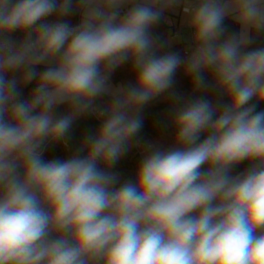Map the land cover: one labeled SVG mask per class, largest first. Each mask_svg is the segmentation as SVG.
Masks as SVG:
<instances>
[{
  "label": "clouds",
  "instance_id": "1",
  "mask_svg": "<svg viewBox=\"0 0 264 264\" xmlns=\"http://www.w3.org/2000/svg\"><path fill=\"white\" fill-rule=\"evenodd\" d=\"M177 2L0 0V264H264V48L246 50L264 30V0H188L194 50L185 61L157 56L150 33ZM76 9L78 25L59 19ZM229 15L241 31L221 40ZM49 16L57 19L41 23ZM14 32L28 33L19 46L7 38ZM128 60L135 84L113 92L108 74ZM182 63L197 90L209 70L229 102L218 115L203 98L180 108L174 146L148 145L134 182L115 188L118 176L100 165L125 154L141 107L172 88ZM40 64L52 66L37 72ZM33 81L29 100L19 99ZM102 93L113 101L96 133L68 159L45 161L46 145ZM59 105L69 114L54 118Z\"/></svg>",
  "mask_w": 264,
  "mask_h": 264
},
{
  "label": "trees",
  "instance_id": "2",
  "mask_svg": "<svg viewBox=\"0 0 264 264\" xmlns=\"http://www.w3.org/2000/svg\"><path fill=\"white\" fill-rule=\"evenodd\" d=\"M73 7L76 8L78 0H72ZM129 9V8H128ZM128 9L122 11L120 14L124 15ZM82 18V11L76 9L71 14L60 17L63 22L68 23L70 26H76L80 23ZM57 19L55 16L46 17L41 23H50ZM224 26L227 29L221 40L226 38L232 33L239 34L240 25L231 17H226L224 20ZM171 27L168 26L164 20V14L161 19L151 26L150 33L155 41V52L157 56H162L168 52L164 51L165 43L168 39ZM29 31H34L31 29ZM27 32H14L8 35L15 46H19L27 38ZM256 48H264V30L254 31L252 33V43L246 50H253ZM193 48L186 43H179L174 45L169 52L178 53L182 61L187 60L191 55ZM47 67L36 65L35 70L37 72H43ZM19 73H9L8 78L16 76L19 78ZM108 81L115 85H120L122 89H127L129 85L135 84L136 70L133 67L131 60L125 61L120 66L111 70L108 74ZM205 82L208 85L207 88H194V80L192 77L185 75L184 65L181 64L177 68L173 80L172 88L166 90L164 93L155 97L147 104L141 107L140 115L143 118V126L139 133L133 136L128 142L127 151L118 161L112 164L110 167L105 168L104 165H100L105 171L116 174L118 181L114 185L115 188L120 187L127 181L135 180L137 169L143 160V158L151 151L148 145H152L153 149L160 151H168L174 146L175 129L172 127V121L175 113L187 103L203 98L211 101L213 107L216 109L218 115L222 111L221 105L229 102L228 97L222 96L218 91L214 90L212 85L214 83L212 75L209 70L204 73ZM34 83L22 85L19 88L21 93L19 99L29 100L33 90ZM113 96L106 93H102L93 100V108L95 111L89 110L79 116H77L69 132L66 134L62 141L49 143L44 148L43 159L45 161H51L54 159L65 160L77 153L85 137L93 135L99 129L103 122V117H100L99 112L107 109L112 103ZM250 103H254L250 102ZM256 111H264V103L256 105ZM69 114V108L67 105H59L53 110L54 118ZM215 118V117H214ZM207 133H201L200 140L206 138ZM86 153L81 152L80 156L83 157ZM250 167L249 162H241L232 168L230 175L236 176ZM204 169H202L203 171Z\"/></svg>",
  "mask_w": 264,
  "mask_h": 264
},
{
  "label": "rangeland",
  "instance_id": "3",
  "mask_svg": "<svg viewBox=\"0 0 264 264\" xmlns=\"http://www.w3.org/2000/svg\"><path fill=\"white\" fill-rule=\"evenodd\" d=\"M129 7H131V5H127L125 7H123L120 11H123L125 9H128ZM161 7V4L157 5V8ZM173 5L171 7H165L164 11H168L167 13L169 14L167 16V23L169 25H171L176 32L174 33L173 29L170 30L169 32V36L168 39L165 43V47H164V51L165 52H169L171 50V48L178 43H186L190 46L191 44V31L187 26V16L186 15H182L180 18L176 17V16H171L170 15V11L172 10ZM174 14H176L177 12L179 13V9H173L172 11ZM172 14V13H171ZM108 84L110 85V88L113 92L121 89L120 85H115L112 84L111 82L108 81Z\"/></svg>",
  "mask_w": 264,
  "mask_h": 264
},
{
  "label": "crops",
  "instance_id": "4",
  "mask_svg": "<svg viewBox=\"0 0 264 264\" xmlns=\"http://www.w3.org/2000/svg\"><path fill=\"white\" fill-rule=\"evenodd\" d=\"M184 3V5H186L187 4V2H188V0H178V2L177 3H175V4H173V8H172V10L170 11V15L171 16H176V17H181L182 15H186L187 16V14H185V13H176V14H174L172 11H173V9H179L178 8V4H180V3ZM130 8V7H129ZM126 10V9H125ZM124 11V10H123ZM122 11H120V13H121ZM168 11H164L163 10V14H164V20H165V22H166V24L168 25V26H170L171 27V30L173 29V31H174V33L176 32V30H177V28H176V30L171 26V25H169L168 23H167V16L169 15L168 13H167ZM172 13V14H171ZM121 15V14H120ZM121 16H123V15H121ZM229 16H231V15H229ZM229 16H227V17H229ZM232 17V16H231ZM240 31H241V26H240ZM183 43V42H182ZM185 43V42H184ZM179 44V43H178ZM176 45V44H175ZM40 65H42V66H52V65H49V64H40ZM120 88H121V86H120ZM122 89V88H121ZM106 94H108V95H110V96H113V95H111V94H109V93H106Z\"/></svg>",
  "mask_w": 264,
  "mask_h": 264
},
{
  "label": "built area",
  "instance_id": "5",
  "mask_svg": "<svg viewBox=\"0 0 264 264\" xmlns=\"http://www.w3.org/2000/svg\"><path fill=\"white\" fill-rule=\"evenodd\" d=\"M185 6L186 5H184V3H180V4H178V8H179V13H185V11H184V8H185ZM178 13V12H177ZM178 13V14H179ZM186 14V13H185Z\"/></svg>",
  "mask_w": 264,
  "mask_h": 264
}]
</instances>
